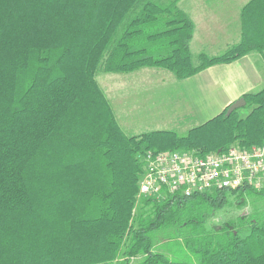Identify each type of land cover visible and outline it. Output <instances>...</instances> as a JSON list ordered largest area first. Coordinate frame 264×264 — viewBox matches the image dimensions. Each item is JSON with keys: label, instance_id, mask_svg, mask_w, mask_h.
Listing matches in <instances>:
<instances>
[{"label": "trees", "instance_id": "16d2710c", "mask_svg": "<svg viewBox=\"0 0 264 264\" xmlns=\"http://www.w3.org/2000/svg\"><path fill=\"white\" fill-rule=\"evenodd\" d=\"M178 1L0 0V264H264V214L207 229L231 197L264 189L136 199L144 152L264 145V88L183 136L128 137L96 81L141 69L185 80L264 54V0L242 8L238 43L196 62ZM168 229L188 261L155 253Z\"/></svg>", "mask_w": 264, "mask_h": 264}, {"label": "rangeland", "instance_id": "374dc122", "mask_svg": "<svg viewBox=\"0 0 264 264\" xmlns=\"http://www.w3.org/2000/svg\"><path fill=\"white\" fill-rule=\"evenodd\" d=\"M160 1L168 2L171 0ZM180 1L177 2V5L186 15L191 13L198 15V12L201 11L196 7L194 9L185 8V0ZM188 1L192 4L201 0ZM187 17L191 20L189 15ZM195 26L197 27V25ZM194 33L196 32L194 31ZM188 45L194 62H196L195 56L200 52V45L193 44L191 41ZM220 52L214 54H220ZM153 75H155L154 79L166 78L169 81L179 83L181 86V82L172 74L157 69H141L127 74H107L101 71L96 76V81L114 113L116 122L126 136H140L155 131H170L179 136L185 135L190 127L196 126V123H194L195 118H190L191 116L186 113L187 100L184 94L181 92L180 87H169L167 83L161 86L159 89L160 93L158 91H155L154 94L146 93L147 86H149L146 81L151 80L150 77ZM139 77L141 78L138 79ZM137 80H141L139 91L129 92L130 95L125 96L127 94L125 91L128 89L125 84L128 85L127 83L130 82L133 85L129 87L136 88L137 86L132 81L135 82ZM143 80L146 81L143 82ZM149 87L153 88L156 86L150 85ZM248 112V108H242L239 111L241 116L247 115ZM255 213L264 214V198L243 197L235 199L231 197L228 206L222 211L215 213L209 219L207 229L213 232L227 225L229 221L237 217ZM152 238L155 253L162 254L174 262H185L189 260L188 255L182 249L181 241H176L175 239L174 229L162 230L161 232L153 234ZM121 261L119 259L117 264ZM142 261V257H133L125 263L140 264Z\"/></svg>", "mask_w": 264, "mask_h": 264}, {"label": "crops", "instance_id": "0c3cea01", "mask_svg": "<svg viewBox=\"0 0 264 264\" xmlns=\"http://www.w3.org/2000/svg\"><path fill=\"white\" fill-rule=\"evenodd\" d=\"M250 1L201 0L192 4L188 0L184 1L185 8L194 9L196 7L201 10L198 15L187 14L191 17L196 32H193L191 42L200 45V52L197 55L218 56L230 46L238 43L240 40V13ZM219 51H221L220 54H214ZM150 78L151 80H143V82L146 81L149 86L156 87L147 86L146 93L148 92V94H154L155 91L160 93L159 89L166 83L169 87H180L187 100L186 113L191 116L190 118H195L196 126L190 127L189 130H191L221 114L244 95L257 93L264 88V54L252 52L234 62L209 67L193 77L179 80L181 86L166 78L154 79L155 75ZM132 82L137 87H129L133 85L130 82L127 83L128 85L125 84L128 87L125 96L129 92L139 91L141 80Z\"/></svg>", "mask_w": 264, "mask_h": 264}, {"label": "built area", "instance_id": "2783aa9c", "mask_svg": "<svg viewBox=\"0 0 264 264\" xmlns=\"http://www.w3.org/2000/svg\"><path fill=\"white\" fill-rule=\"evenodd\" d=\"M142 176L137 200L220 191L264 189V145L224 152H153L138 156Z\"/></svg>", "mask_w": 264, "mask_h": 264}, {"label": "water", "instance_id": "95a60500", "mask_svg": "<svg viewBox=\"0 0 264 264\" xmlns=\"http://www.w3.org/2000/svg\"><path fill=\"white\" fill-rule=\"evenodd\" d=\"M244 105V100L240 99L238 100L236 103L232 104L231 105V108H239V107H242Z\"/></svg>", "mask_w": 264, "mask_h": 264}]
</instances>
